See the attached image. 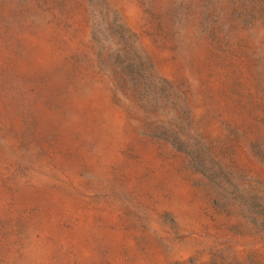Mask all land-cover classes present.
<instances>
[{
    "label": "rangeland",
    "instance_id": "obj_1",
    "mask_svg": "<svg viewBox=\"0 0 264 264\" xmlns=\"http://www.w3.org/2000/svg\"><path fill=\"white\" fill-rule=\"evenodd\" d=\"M0 264H264V0H0Z\"/></svg>",
    "mask_w": 264,
    "mask_h": 264
}]
</instances>
